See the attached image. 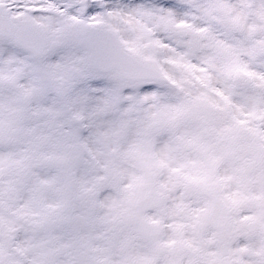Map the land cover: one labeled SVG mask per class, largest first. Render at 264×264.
<instances>
[{
	"label": "snow or ice",
	"instance_id": "snow-or-ice-1",
	"mask_svg": "<svg viewBox=\"0 0 264 264\" xmlns=\"http://www.w3.org/2000/svg\"><path fill=\"white\" fill-rule=\"evenodd\" d=\"M0 264H264V0H0Z\"/></svg>",
	"mask_w": 264,
	"mask_h": 264
}]
</instances>
